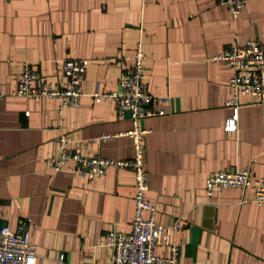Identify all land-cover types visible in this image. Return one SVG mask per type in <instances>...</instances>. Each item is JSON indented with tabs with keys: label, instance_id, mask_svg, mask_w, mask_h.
Segmentation results:
<instances>
[{
	"label": "crops",
	"instance_id": "1",
	"mask_svg": "<svg viewBox=\"0 0 264 264\" xmlns=\"http://www.w3.org/2000/svg\"><path fill=\"white\" fill-rule=\"evenodd\" d=\"M221 1L0 0V91L15 88L23 62L37 83L64 88L61 61H87L78 106L63 109L61 127L82 155L129 158V140L117 136L130 129L128 116L90 95L116 89L119 61L140 43L145 91L164 99V115L141 121L146 199L156 224H179L170 238L180 248L178 264H264V214L250 194H204L211 173L264 177V102L239 95L235 131L226 132L231 74L210 61L247 40L264 45V0H245L234 18ZM56 106L0 100V228L29 221L35 264H110L105 236L130 230L132 174L109 169L87 182L71 163L53 172ZM101 136L109 138L98 142Z\"/></svg>",
	"mask_w": 264,
	"mask_h": 264
},
{
	"label": "built area",
	"instance_id": "2",
	"mask_svg": "<svg viewBox=\"0 0 264 264\" xmlns=\"http://www.w3.org/2000/svg\"><path fill=\"white\" fill-rule=\"evenodd\" d=\"M245 0H223V5L231 18L236 17ZM145 57L140 43L134 44L132 55L125 61H119V72L116 89L107 94L93 93L90 97L98 102L110 101L118 117L129 114L130 129L123 134L130 142V156L126 160H108L97 156L82 155L79 146L61 131L62 111L66 108H77L81 97V84L84 79L87 61L83 59H64L61 61V75L65 79L64 88L48 82L37 83V75L23 62L16 80L15 88L5 94L0 91V100L6 97H20L28 100H55L58 121L55 129L57 152L48 161L53 172L71 163L73 171L85 181L102 177L109 169L128 170L133 177L132 184V216L130 230L126 234L107 232L105 246L110 250V264H178L180 248L170 241L171 235L179 229L174 221L162 226L155 222L156 210L146 199L147 175L144 170L145 150L144 136L146 131L141 121L151 117L164 115L162 98L149 95L144 88ZM211 62L223 64L230 72L227 87L231 97L228 106L231 116L224 123L226 132H233L237 120V97L248 95L258 103L264 102V45L247 40L242 47L223 49L210 59ZM27 113H25L26 115ZM109 136H101L103 141ZM229 189H240L251 196V201L264 214V177H250L246 170L215 172L207 175L204 194L207 198L215 197ZM29 221H18L14 230L0 228V264H35V247L28 242ZM264 227V221H263ZM167 248L166 256H159L155 248L159 245Z\"/></svg>",
	"mask_w": 264,
	"mask_h": 264
},
{
	"label": "water",
	"instance_id": "3",
	"mask_svg": "<svg viewBox=\"0 0 264 264\" xmlns=\"http://www.w3.org/2000/svg\"><path fill=\"white\" fill-rule=\"evenodd\" d=\"M125 115H126V116H129V114H128V113H126Z\"/></svg>",
	"mask_w": 264,
	"mask_h": 264
}]
</instances>
